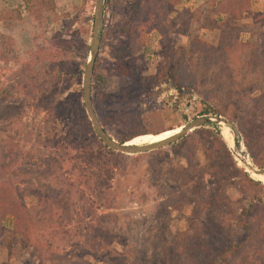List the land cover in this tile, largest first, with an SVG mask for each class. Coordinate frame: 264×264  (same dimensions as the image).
Returning a JSON list of instances; mask_svg holds the SVG:
<instances>
[{
  "label": "rangeland",
  "instance_id": "rangeland-1",
  "mask_svg": "<svg viewBox=\"0 0 264 264\" xmlns=\"http://www.w3.org/2000/svg\"><path fill=\"white\" fill-rule=\"evenodd\" d=\"M31 1L0 0V87L18 88L19 66L29 53L41 49L46 58L31 70L38 73L45 96L34 94L25 107L24 94L19 102L0 98V181L15 185V196L32 212L33 239L42 251L23 247L20 237L10 233L8 218L3 222L6 232L0 240V264H146L157 257V246L191 223L196 236L214 252L222 244H213L207 235L218 223L215 213L205 211L202 223L191 216L194 200L188 190L195 181L188 163L193 150L185 147L198 138L195 130L183 137V143L156 151L116 152L105 167L113 176L109 187L100 188L95 177H86L79 149L96 152L103 145L89 122L82 96L96 0ZM161 1L170 3L171 11L159 9L157 0L104 2V26L90 93L99 122L107 123L105 132L117 142L132 133L127 120L139 115L141 108L146 111L144 100L161 110L159 120L147 113L142 116L151 131L179 132L207 104L230 120L244 114L253 98L264 92V64L253 75L244 70L249 45L255 40L249 33L238 40L240 45H249L230 61L235 72V81L230 83L235 82L236 93L230 88L208 96L218 74L228 72L223 61L205 71L188 91L178 92L172 82L157 79L159 62L173 52L185 55L191 39L216 46L220 33L212 30L211 22L228 21L225 14L209 10L215 0ZM260 13L263 29L264 1H252L242 18L231 24L251 29L254 16ZM115 50L124 51L134 75L131 79L116 70L110 58ZM202 64L197 56L189 68L193 71ZM199 129L222 133L231 157L244 170L233 156V151L246 154L241 135L242 147L234 149L224 135L225 130L231 131L223 124ZM204 153L205 147L199 146L194 162L205 165ZM225 192L241 207L244 199L237 185ZM222 238L230 239L225 233ZM203 263L205 259L198 261Z\"/></svg>",
  "mask_w": 264,
  "mask_h": 264
},
{
  "label": "trees",
  "instance_id": "trees-1",
  "mask_svg": "<svg viewBox=\"0 0 264 264\" xmlns=\"http://www.w3.org/2000/svg\"><path fill=\"white\" fill-rule=\"evenodd\" d=\"M37 1L32 0L31 3ZM252 1L264 0H228L226 2L215 0L209 10L225 14L228 19V21L221 23L210 21L213 25L212 30L220 33L216 46H210L198 39L189 40L190 45L185 55L182 56L173 52L167 60L157 64L156 78L160 77L162 80L172 82V87L178 92H181L182 89L188 91L196 86V81L205 71H209L212 66L223 61V69L228 70V72L222 70L218 74L215 89L207 91L208 96L214 95L216 92L220 94L223 90L230 88L232 93H236L233 86L235 82L230 83L235 81V72L231 68L230 61L234 57L233 55L237 56V53L243 52L245 47L249 45L239 44L238 40L241 35L249 33L250 36L255 37L254 42L249 45L250 49L247 51L245 72L253 75L264 64V28L262 29V26L259 25V23H263V15L260 13L254 16L256 21L251 29L232 26L231 24L242 18ZM156 6L161 10L172 9L170 3L161 0H157ZM163 18H166V16L164 15ZM154 20H156L155 17ZM61 47L64 50V46L61 45ZM43 53V50H37L35 53H29L26 60L21 61L17 73V77H19L18 88L13 90L9 86L0 87V98L19 102L21 101L19 96L24 94L23 99L25 100L22 103L25 107L29 103L26 100L31 99L34 94H39L41 97L45 96L46 92L43 84L39 83L37 79L38 73L34 72L33 74L31 72L35 65H39L41 61L46 60ZM197 56L204 65L202 64V67L191 71L189 65L193 63V59ZM110 58L115 63L117 71L130 79L134 76L131 67L125 61L124 51H112ZM50 69L52 71V67ZM58 73L57 76L61 77V71ZM43 83L45 84V82ZM251 102V106L245 110L244 114L238 118L231 117L230 120L235 122L240 132L243 146L251 163L259 169H264V92L255 96ZM143 105L147 107L146 111L141 110V108L139 115L130 117L127 120L132 133L119 140V143L133 140V138L142 135L158 136L167 131H151L149 129L148 123L144 122L143 114H150L153 118L159 120L161 110L152 101L148 103L144 100ZM20 114H22V110ZM203 115L221 116L208 104L197 111L195 117ZM100 124L104 128L107 123L100 121ZM195 133H197L198 138L194 141L191 140L185 147L189 151L193 150L188 163L192 173L191 178L195 181L188 190L194 200L191 216L195 222L202 223L201 220L205 219L207 215L205 211L213 210L218 223L212 226L207 235L213 244L220 241H222V244L219 248L213 249L214 252H211L208 244L206 242L204 244L199 236H196L197 232L193 230L194 224L191 223L172 240L157 246V257L146 264H198L201 259H205L203 264H230V262H233L235 255H237V258L234 264H264V185L249 178L248 174L237 166L218 131L198 129L195 130ZM184 141L185 138H182L175 144ZM99 143L101 144L100 141ZM199 146L205 147V165H198L194 162L195 152ZM86 149V147L79 149V153L82 152L81 155L84 158L83 163L87 171L86 177H95L97 186H100V188L103 185L109 187L108 181L113 179V176L111 171L106 170L105 167L108 159L117 153L109 150L104 145L98 148L96 152ZM207 176L211 179H205ZM232 185H237L238 193L244 199L241 207H237L236 202H233L225 192ZM14 187L15 185L10 182L0 181V240L6 232L3 222L10 218L12 225L9 231L12 235L20 237L22 246L35 247L42 251L39 242L33 239L34 220L32 212L15 196ZM34 194L36 195V192ZM230 221H233V227ZM224 233L229 235L230 239L224 240L222 238ZM85 247L88 246L85 245Z\"/></svg>",
  "mask_w": 264,
  "mask_h": 264
},
{
  "label": "water",
  "instance_id": "water-1",
  "mask_svg": "<svg viewBox=\"0 0 264 264\" xmlns=\"http://www.w3.org/2000/svg\"><path fill=\"white\" fill-rule=\"evenodd\" d=\"M104 2L105 0H96L94 5V18H93V29H92V37L90 41V50H89V58L85 66V71L83 74V83H82V96H83V104L85 108L86 115L89 119V122L94 129L97 137L103 143L105 147L113 152H118L124 155H138L146 152L156 151L160 148H163L169 144L177 142L183 137L187 136L190 132L206 127V126H220L223 124L233 134L234 138V149L235 147H242V143L240 141V133L237 126L227 118L222 116L215 115H204L200 117H196L193 120L189 121L184 126L179 127L180 131L176 134L165 138L164 140H160L158 142L152 144H146L142 146L137 145H126L127 142L119 143L114 141L101 126L96 113L93 108L92 99H91V78L93 74L94 63L98 54L99 44L101 40L102 30L104 26ZM221 135V134H220ZM143 136V135H142ZM134 139V138H133ZM233 156L235 160L239 163V165L244 168L245 172L249 175V177L256 181L252 175L264 177V169H259L255 167L249 160L247 155L243 152V158L239 159L235 156L233 151ZM257 182V181H256ZM259 182V181H258ZM261 183V182H259ZM262 184V183H261Z\"/></svg>",
  "mask_w": 264,
  "mask_h": 264
},
{
  "label": "bare ground",
  "instance_id": "bare-ground-1",
  "mask_svg": "<svg viewBox=\"0 0 264 264\" xmlns=\"http://www.w3.org/2000/svg\"><path fill=\"white\" fill-rule=\"evenodd\" d=\"M224 132H225L224 133L225 139H227V141H228L227 143H229V145L233 148L234 147V141H233L232 133L228 132V130H225ZM176 133H177V131L175 130V131H169L166 133H162L158 136H155V135L141 136V137H137V138L127 142L126 145L142 146V145H146V144H152V143L158 142L160 140H164L165 138H168L169 136H172ZM221 135H222V133H221ZM242 154H243V152L237 151V154H235V156L237 155L236 157L241 159V158H243ZM255 177L259 181L264 182V177H260V176H255Z\"/></svg>",
  "mask_w": 264,
  "mask_h": 264
}]
</instances>
